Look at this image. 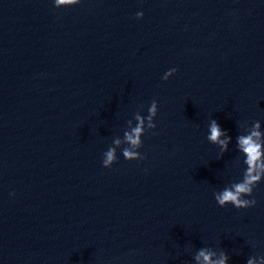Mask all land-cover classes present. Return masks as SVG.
Listing matches in <instances>:
<instances>
[{"label": "water", "instance_id": "water-1", "mask_svg": "<svg viewBox=\"0 0 264 264\" xmlns=\"http://www.w3.org/2000/svg\"><path fill=\"white\" fill-rule=\"evenodd\" d=\"M248 136L264 0H0V264H264Z\"/></svg>", "mask_w": 264, "mask_h": 264}, {"label": "clouds", "instance_id": "clouds-1", "mask_svg": "<svg viewBox=\"0 0 264 264\" xmlns=\"http://www.w3.org/2000/svg\"><path fill=\"white\" fill-rule=\"evenodd\" d=\"M77 0H57V4H72L76 3ZM137 19L142 17V13L138 12L136 14ZM176 71V69H175ZM150 113L154 114L155 112V105H153L152 108L149 109ZM135 134V138L132 135L127 136V139L133 144L137 145L139 143V133L141 132V128L138 126L136 129L133 130ZM222 135L219 126L213 122L211 125V135L209 139L212 142H219L222 146L225 145V141H220L219 137ZM259 133H253L252 136H258ZM252 136L248 137H241L239 138V144L244 151L245 155L248 156V165H249V171L247 176L245 177L244 182L238 183L234 186V190H224L221 194L216 196V200L219 203L221 207H223L226 203H230L237 209L243 208L248 206L249 202L246 200L240 199L241 194H250L251 193V187L253 183L257 182L260 179V176L258 174H253V170L257 165V161L260 160L261 156H264V152L261 151V145L253 141ZM135 153L129 152L125 150L124 156L127 159H134L136 158ZM114 151L109 150L106 153V159L103 161V166L105 168H109L112 165V162L114 161ZM256 201L253 200L252 203L254 204ZM201 256L204 257L205 264H213V262L210 261L209 255H205L204 252L200 253ZM224 259L221 258L220 260L214 262V264H224ZM248 264H252V261L250 260Z\"/></svg>", "mask_w": 264, "mask_h": 264}]
</instances>
